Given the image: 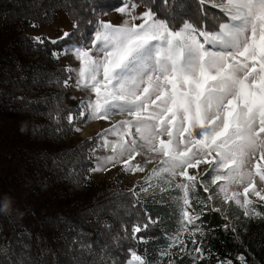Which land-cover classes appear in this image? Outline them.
I'll list each match as a JSON object with an SVG mask.
<instances>
[{"label":"trees","instance_id":"obj_1","mask_svg":"<svg viewBox=\"0 0 264 264\" xmlns=\"http://www.w3.org/2000/svg\"><path fill=\"white\" fill-rule=\"evenodd\" d=\"M129 1L174 26L190 20L212 31L227 20L200 0ZM124 2L0 0V204L11 201V211L0 212V264H127L132 251L147 264H242L241 256L243 264H264V224L252 218L246 224L239 209L213 211L218 204L209 205L203 187L191 192L194 209L188 210L201 212L197 223L204 234L182 235L184 245L161 255L180 228L176 197L183 193L175 183L144 194L119 181L90 177V150L98 141L77 135L75 127L85 120L69 124V113L79 117L64 85L71 74L52 53L88 41L99 17ZM59 10L73 22L68 38L52 43L41 35V43L26 31L51 23ZM149 217L154 223L137 234L146 242L133 239V226H143ZM198 246L203 258L193 251Z\"/></svg>","mask_w":264,"mask_h":264},{"label":"snow or ice","instance_id":"obj_2","mask_svg":"<svg viewBox=\"0 0 264 264\" xmlns=\"http://www.w3.org/2000/svg\"><path fill=\"white\" fill-rule=\"evenodd\" d=\"M128 3L125 0L117 9L127 17L121 24L97 21L91 47L71 46L52 55H73L79 67L69 66L65 71L75 73L77 90L89 93L78 106L79 117L69 113V124L78 118L126 117L97 134L112 154L96 157L90 172L108 171L109 164H123L126 172H143L140 163L131 161L142 155L146 163H152L158 155L157 166L145 178L149 187L154 177H170V187L176 177L183 178L175 183L183 193L176 197L180 228L161 253L171 255L169 249L185 244L182 235L204 234L197 223L201 212L188 210L194 209L190 194L198 186L210 193L208 200L234 203L245 217L264 216L250 198L264 201V0H200L201 5L211 3L227 17L212 31L190 20L174 26L151 8L135 15L139 5L132 2L129 9ZM70 35L65 32L60 39ZM34 39L43 42L40 37ZM71 79L70 75L64 81L65 87ZM109 135L117 139L109 141ZM201 164L207 165L204 174L189 173ZM151 223L149 217L143 226L134 225L133 239L146 242L137 234ZM193 251L203 258L201 247ZM238 259L243 264L244 257ZM128 264L147 262L132 251Z\"/></svg>","mask_w":264,"mask_h":264},{"label":"rangeland","instance_id":"obj_3","mask_svg":"<svg viewBox=\"0 0 264 264\" xmlns=\"http://www.w3.org/2000/svg\"><path fill=\"white\" fill-rule=\"evenodd\" d=\"M125 3V2H124ZM123 6V5H121ZM120 6V7H121ZM132 2L129 1L128 7L131 9ZM119 8V7H118ZM114 9L110 11L107 14H104L99 17L98 20H104V21H110L111 23L118 25L123 22L124 19H126V15L121 14L117 11V9ZM218 8V7H217ZM219 9V8H218ZM147 8H145L142 5H139L135 10V15H139L140 13H143L146 11ZM220 10V9H219ZM142 21L136 20L135 23L139 24ZM97 26V24H96ZM73 27V22L68 18L66 13L63 10H59L56 14V17L51 23L48 24H39V25H30L26 26V31L31 34L33 37H39L41 35L47 36L51 40H55L57 38H60L63 36L65 32H69ZM96 30V27H95ZM94 30V32H95ZM93 32V33H94ZM93 39V34L91 35L90 39L86 42H82L80 45L77 46H83V47H91V41ZM76 46V45H74ZM71 47V46H69ZM68 48V47H67ZM64 51V50H63ZM62 51V52H63ZM62 64H64L66 67L71 66L72 68H78L79 62L73 57L71 53L60 55L59 58H57ZM72 79L69 80V86L67 87V98L70 103H76L77 106L80 105V102L82 99H85L89 96V93L87 91H80L77 90L75 85V73H71ZM126 117L121 115H113L109 120H85L81 125L77 126L81 128V131H76L77 135L81 137H90V136H96L97 134L101 133L103 129L109 128L113 123H115L118 120L125 119ZM87 131L84 133V131ZM109 141H114L117 139L116 136L109 135L107 137ZM97 146L95 147V152L93 153V161L94 166L97 163L96 157H102L111 155V148L105 149L103 147V140L97 139ZM152 154H149V158ZM127 159V157H125ZM146 157L145 156H136L131 163L135 165L136 163H140L144 167V171H136V172H126L123 170V164H117L115 167H112L111 164L107 165V167L110 169L108 171H99V172H91L90 177L94 180H98L101 177H105V180L108 182L111 181H119L122 182L126 187L128 188H136L138 191L143 192L144 194H148L151 191H153L157 187H161L163 185H166L169 180H171L170 177L167 179L165 178H153L151 181V187H149V182L145 180V178L151 173L152 169L157 166V162L159 161L160 157L158 155L155 156V159L152 163H146ZM207 170V165L201 164L199 166V169H189L190 174H195L197 171H199L201 174H204ZM167 174H164L166 176ZM183 180L182 177H176L175 181L172 183H176ZM208 183L210 184L211 177L207 179ZM215 188V186H211ZM141 188H147V191H141ZM242 193V188L240 189ZM250 198L255 202V210L262 212L264 209V201H260L259 198L255 196H251ZM218 204L217 208L222 209L226 211V209H229V213L231 208L232 209H239L242 212V217L244 219V222L248 224V222L251 220H255L259 224H264V216H251V217H245L243 215V209L238 208L234 203L231 205L225 204L222 199H216V200H209V205ZM229 207V208H228ZM237 215H232V217L229 218V222H231V225L236 221V218H238ZM249 225V224H248ZM188 227H192L189 225ZM244 231H247L246 229H243ZM129 262V261H128ZM128 264V263H127ZM218 264H221L219 262ZM226 264V263H225Z\"/></svg>","mask_w":264,"mask_h":264},{"label":"clouds","instance_id":"obj_4","mask_svg":"<svg viewBox=\"0 0 264 264\" xmlns=\"http://www.w3.org/2000/svg\"><path fill=\"white\" fill-rule=\"evenodd\" d=\"M11 211V201L9 198H5L4 202L0 204V212H9Z\"/></svg>","mask_w":264,"mask_h":264},{"label":"built area","instance_id":"obj_5","mask_svg":"<svg viewBox=\"0 0 264 264\" xmlns=\"http://www.w3.org/2000/svg\"><path fill=\"white\" fill-rule=\"evenodd\" d=\"M229 224L231 225V222H229ZM239 237V236H238ZM240 238V237H239Z\"/></svg>","mask_w":264,"mask_h":264},{"label":"bare ground","instance_id":"obj_6","mask_svg":"<svg viewBox=\"0 0 264 264\" xmlns=\"http://www.w3.org/2000/svg\"><path fill=\"white\" fill-rule=\"evenodd\" d=\"M87 131L85 130L84 133H86Z\"/></svg>","mask_w":264,"mask_h":264}]
</instances>
